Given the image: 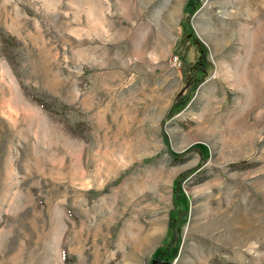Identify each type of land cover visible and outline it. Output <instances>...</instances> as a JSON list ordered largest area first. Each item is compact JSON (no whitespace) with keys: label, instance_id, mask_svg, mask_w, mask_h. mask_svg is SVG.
Returning a JSON list of instances; mask_svg holds the SVG:
<instances>
[{"label":"rangeland","instance_id":"obj_1","mask_svg":"<svg viewBox=\"0 0 264 264\" xmlns=\"http://www.w3.org/2000/svg\"><path fill=\"white\" fill-rule=\"evenodd\" d=\"M0 264H264V0H0Z\"/></svg>","mask_w":264,"mask_h":264},{"label":"bare ground","instance_id":"obj_2","mask_svg":"<svg viewBox=\"0 0 264 264\" xmlns=\"http://www.w3.org/2000/svg\"><path fill=\"white\" fill-rule=\"evenodd\" d=\"M257 204V203H256ZM253 207V206H252ZM231 210V205H229L228 207H227V210H226V212H225V214H227L228 213V211H230ZM239 210H241V211H243L242 210V206H237V209H236V211H239ZM222 212V211H221ZM258 212V206L256 205L254 208H253V210H252V213H255V215H256V213ZM253 218V217H252ZM246 218H245V216L244 215H240L239 213H236L234 216H233V219H232V221H230L231 222V224H229V226H227V228L225 229V231H227L228 230V232L230 233L229 235H230V237H235V234L238 232V230H242V228L244 227L245 228V226H246V220H245ZM257 221V220H256ZM254 222V221H253ZM228 224V223H227ZM224 226V225H223ZM225 228V227H224ZM221 229H223V228H221ZM257 230V229H256ZM224 231V230H223ZM240 237V235H237V238H236V240L238 239ZM236 240H234V241H236ZM141 241V240H140ZM149 242V239L148 238H146V236H145V238L141 241V243L140 242H137V243H135L134 244V246H135V248H141V246H145V244H147ZM150 243V242H149ZM239 243H243V241H240ZM144 244V245H143Z\"/></svg>","mask_w":264,"mask_h":264},{"label":"trees","instance_id":"obj_3","mask_svg":"<svg viewBox=\"0 0 264 264\" xmlns=\"http://www.w3.org/2000/svg\"><path fill=\"white\" fill-rule=\"evenodd\" d=\"M175 158V155H172ZM177 157V156H176Z\"/></svg>","mask_w":264,"mask_h":264}]
</instances>
